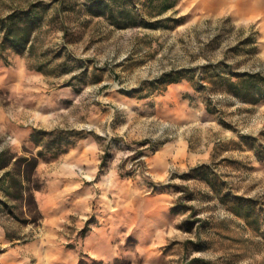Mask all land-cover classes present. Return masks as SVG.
Returning a JSON list of instances; mask_svg holds the SVG:
<instances>
[{"label": "rangeland", "instance_id": "rangeland-1", "mask_svg": "<svg viewBox=\"0 0 264 264\" xmlns=\"http://www.w3.org/2000/svg\"><path fill=\"white\" fill-rule=\"evenodd\" d=\"M55 1L0 0L50 7L34 51L0 57V154L70 133L36 204L0 205V264H264V100L197 87L220 61L264 75V0H177L155 28ZM180 70L195 79L162 80Z\"/></svg>", "mask_w": 264, "mask_h": 264}, {"label": "trees", "instance_id": "trees-1", "mask_svg": "<svg viewBox=\"0 0 264 264\" xmlns=\"http://www.w3.org/2000/svg\"><path fill=\"white\" fill-rule=\"evenodd\" d=\"M91 7L101 12L107 19L119 28L128 27H158L162 20L154 21L165 12L176 6L177 0H84ZM59 9L54 18L61 17L64 9L75 10L68 6V0H56ZM53 6V4H52ZM48 8L43 2L31 4L25 9H15L8 15L0 17V57L6 62V53H20L35 50L37 33L43 28ZM256 36L251 35L240 43L245 46L248 43H256ZM237 47L234 48L236 50ZM43 70L44 65L37 67ZM202 79L207 85L197 83L200 89H207L214 93L232 96V99L246 103H259L264 100V75L262 72L233 73L228 70L225 61L210 63L201 67ZM195 70H180L167 74L164 79L178 82L184 76H191L194 80ZM210 110V109H209ZM70 133L59 130L46 131L35 130L31 135L38 152L25 150V155H14L10 160L5 154H0V171L4 172L0 177V205L16 208L18 203L26 201L36 204L35 192L40 190V185L35 181V173L38 171L41 160L49 155L58 156L65 154L70 149ZM13 166V169H10ZM13 202L14 205H9ZM1 208V207H0ZM13 214V210H11Z\"/></svg>", "mask_w": 264, "mask_h": 264}, {"label": "bare ground", "instance_id": "bare-ground-1", "mask_svg": "<svg viewBox=\"0 0 264 264\" xmlns=\"http://www.w3.org/2000/svg\"><path fill=\"white\" fill-rule=\"evenodd\" d=\"M244 1V0H243ZM202 2V1H201ZM209 5V4H208ZM214 10V9H213ZM212 11V10H211Z\"/></svg>", "mask_w": 264, "mask_h": 264}]
</instances>
